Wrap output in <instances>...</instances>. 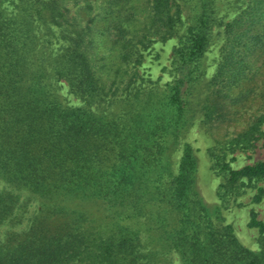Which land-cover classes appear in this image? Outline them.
<instances>
[{
    "label": "trees",
    "instance_id": "obj_1",
    "mask_svg": "<svg viewBox=\"0 0 264 264\" xmlns=\"http://www.w3.org/2000/svg\"><path fill=\"white\" fill-rule=\"evenodd\" d=\"M120 1L103 0L107 9L118 7L97 28L91 26L94 14L83 27L65 25L59 0H0V181L6 185L0 188V264H149L140 234L178 264H264V222L250 210L247 226L260 234L259 248L239 245L230 226H220L198 199L188 146L172 179L165 181L156 166L164 139L178 132L187 96L200 77L216 0H144L148 11L137 34L122 20L132 16L121 10L130 0ZM183 6L192 13L191 24L172 49L173 86L164 93L136 67L149 43L174 35ZM108 28L119 36L112 41L116 58L133 69L114 113L87 107L115 94L116 88L104 91L87 53L94 44L89 34L98 37ZM54 33L59 39L51 42L46 36ZM263 54L264 0H248L224 25L202 106L205 121H227V105L244 102ZM101 59L112 62L109 55ZM57 81L83 105L62 102ZM263 123L264 108L226 149H244L264 137ZM211 156L223 179L221 200L244 183L254 187L264 181V160L233 169L224 154ZM254 188L256 203L264 188ZM22 190L37 203L18 230L26 210L19 200Z\"/></svg>",
    "mask_w": 264,
    "mask_h": 264
},
{
    "label": "rangeland",
    "instance_id": "obj_2",
    "mask_svg": "<svg viewBox=\"0 0 264 264\" xmlns=\"http://www.w3.org/2000/svg\"><path fill=\"white\" fill-rule=\"evenodd\" d=\"M248 0H216L214 3L213 18L209 23L207 31L206 45L200 60V77L191 93L187 96V104L176 133L167 134L164 139V147L156 166L163 173L164 180L168 181L175 176L177 166H179L185 146H188L193 158L194 170L192 171V186L200 202L212 214L216 215V222L220 226L229 225L231 233L236 242L242 247L255 251L259 248L260 234L254 227L247 226V220L250 210L255 213V217L264 222V194L258 202H252V196L255 194V186L264 188V181H258L252 184L248 183L238 186L237 193H228L221 200L218 193L222 192L221 184L223 179L221 174L216 172L213 165V153L224 154V158L233 169H238L244 164L264 160V137L253 139L244 149L235 148L232 151L227 150L229 139L234 137L235 133L242 131L253 117L262 113L264 108V63L261 69L254 75V83L248 84L250 93L242 104L234 106L227 105L229 115L227 121L219 122L211 118L205 121L203 118L204 97L208 79L214 72L218 61V49L223 40L224 25L245 6ZM122 2V0L120 1ZM89 3L90 8L84 4ZM59 4L66 9L65 25H75L83 27L88 17L94 16V21L90 24L92 27L99 28L105 20L111 18L109 12L116 10L118 6H112L107 9L103 5V0H59ZM10 7L5 8L8 14ZM123 14H130V18H122L126 23H131V33L137 34L136 30L142 26L145 21V14L148 9L144 0H130L121 7ZM105 11V14L103 13ZM109 14V17H106ZM114 12L112 13V15ZM182 21L175 28L173 36L163 41H154L142 51V60L136 67L137 74L144 80H148L156 85L164 93H170L173 86L174 64L172 49L176 45L179 37L185 32V29L191 24L192 13L182 7ZM56 29V28H55ZM102 30V29H100ZM53 31V30H52ZM101 36L89 34L94 38V44L88 49L87 53L98 75L100 82L104 84V91H112L116 88L115 94L104 97V100L95 103H89L90 110L101 111L105 113H114L122 105L121 97L126 93L123 91V84L131 75L133 69L130 63H124L116 58V45L112 44L114 39L118 40L117 32L108 28L102 30ZM51 42L59 39L58 34L54 33L46 36ZM117 44V43H116ZM102 55H109L111 63L102 60ZM261 59L264 60V54ZM258 60L257 64L260 63ZM107 62V63H106ZM55 93L62 102L72 105H83V102L67 92V87L63 81L53 82ZM246 86V85H245ZM110 88V90H108ZM129 91V90H128ZM120 100L119 102L117 100ZM109 100V101H107ZM232 110V111H231ZM233 112V113H232ZM264 126V123L261 127ZM232 158V159H230ZM245 182V181H244ZM6 186L0 181V188ZM241 191V192H240ZM239 192V193H238ZM19 200L24 201L26 210L16 229H21L28 218L35 210L37 201L35 196L22 190L19 191ZM95 207L91 208L94 209ZM4 227L0 226L2 232ZM140 249L146 255V261L149 264H178L173 254L165 252L158 243L149 240L146 235L140 234ZM143 260L141 261L142 264ZM144 263V262H143Z\"/></svg>",
    "mask_w": 264,
    "mask_h": 264
}]
</instances>
